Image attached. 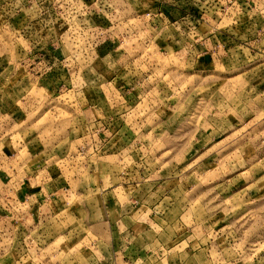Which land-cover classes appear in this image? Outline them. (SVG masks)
Listing matches in <instances>:
<instances>
[{"label": "rangeland", "instance_id": "374dc122", "mask_svg": "<svg viewBox=\"0 0 264 264\" xmlns=\"http://www.w3.org/2000/svg\"><path fill=\"white\" fill-rule=\"evenodd\" d=\"M9 2L0 264H97L99 191L114 187L143 225L164 216L122 221L133 242L163 243L151 264H264V0ZM50 160L68 182L38 208L28 189L50 181L36 167Z\"/></svg>", "mask_w": 264, "mask_h": 264}, {"label": "crops", "instance_id": "0c3cea01", "mask_svg": "<svg viewBox=\"0 0 264 264\" xmlns=\"http://www.w3.org/2000/svg\"><path fill=\"white\" fill-rule=\"evenodd\" d=\"M197 6H195L196 8ZM203 6L198 7V13H202L205 12L206 14H208L210 12H214L211 11V8H207L205 7V10L202 9ZM169 9L180 13V14H185L187 20V14L184 11V8H182L180 6V8H175V7H168ZM197 9V8H196ZM194 12V11H192ZM178 20H181V18H179ZM173 23H178L177 20L173 21ZM182 23V22H181ZM172 24V23H171ZM25 105V109H29L30 105L24 104ZM22 106H19V110L21 112H25L26 110L24 108H21ZM93 107L91 104L89 105V109H93ZM97 110V109H96ZM95 110V111H96ZM92 121L89 119V125ZM93 124H97L100 125L101 121H97L94 122ZM101 130V129H100ZM100 130H97L96 132H93L92 134H90L89 136L93 138V140H95L96 136L98 137V140H100L101 137V133ZM89 133L91 132L90 130L88 131ZM102 133H104L103 135H106L105 131H102ZM85 139V138H84ZM80 140V139H79ZM90 140V139H89ZM85 141V140H84ZM87 141V140H86ZM85 143L83 142L84 145L88 146V142ZM100 142V141H99ZM98 142V148L97 151H94V155H97V157L99 158L101 155V153L106 152L103 148L104 146H101V142ZM97 145V143L95 144ZM89 148H87L86 150V154L88 152ZM90 155V154H88ZM93 156V155H91ZM50 164V165H49ZM39 165V164H38ZM36 165V167L39 169V167L41 169H43L45 171V173L49 174V177L46 178L48 180H50L49 182H44L45 180H41L40 184L41 187H39L38 185L36 186L35 189H28L31 193L32 191L36 190L37 197H38V202H39V206L38 208L42 207L45 203H52V205H57L58 204V196H55L56 192H59L60 187H62L61 184H63V181L68 182V178L64 177L63 173H58V171H60L58 164L56 161H49L48 164L44 165L43 163L40 164V166ZM122 168V167H121ZM42 171V170H41ZM44 173V174H45ZM130 175V172H125V174L123 175ZM61 175H63V178H61ZM122 178V176H121ZM128 179L130 180V177H128ZM133 180V179H131ZM66 182V183H67ZM122 182H126V180L124 179ZM21 185V184H20ZM113 185H111L110 187H112ZM127 186L130 185H125V189ZM118 187H114V189H110L108 192H113V196H111L109 199L107 197H104L103 195L106 192L107 188H102L99 191L100 194V208L101 209L99 211V216L97 215V222L95 223L97 226V232L94 235L95 241H92L89 248H93L94 250L97 248L99 249V253H100V258H98V263L97 264H104L105 262H108L109 264H151V262H153V259L150 258L151 256L155 257V253L156 251H158L160 248H164L163 247V243L158 242L156 239H146V241L144 240L142 243L140 241H134L133 239L136 238V233L134 228L132 227L133 224L134 225H140L143 228H147V227H158L159 229H161V227H159V223L164 222L162 220V217L164 216H159V215H150L152 218H149L148 216V224L143 225L141 222H138L139 220H137L136 216L134 215V213L131 212L130 209L128 210H124L123 206H122V202H121V197L118 194ZM32 190V191H31ZM105 191V192H103ZM103 192V193H101ZM124 192V191H123ZM50 194V195H49ZM54 194V195H52ZM124 196L128 199V196L126 195V193L124 192ZM59 195V194H56ZM50 196V197H49ZM48 198H51L50 202H46V200ZM134 201L135 204H137L135 201H138L136 198L132 199ZM112 209L114 211V213H112ZM126 218H128V220H132L135 219L136 221H134V223L130 226H125V227H121L122 225V221L125 220ZM144 226V227H143ZM91 227V225L89 226ZM165 228V227H164ZM144 231H148V230H144ZM128 236L130 237V240L127 239ZM159 236V235H158ZM89 242L91 241V238L87 239ZM156 240V241H155ZM155 242H157L155 244ZM94 245V246H91ZM157 246V248H156ZM158 258L162 261V257L158 256ZM126 259V260H125ZM149 259L150 262L147 260ZM147 261V263H145L144 261ZM159 260V261H160ZM158 261V262H159ZM171 262V261H170ZM169 263V262H167ZM172 264V263H170Z\"/></svg>", "mask_w": 264, "mask_h": 264}, {"label": "built area", "instance_id": "2783aa9c", "mask_svg": "<svg viewBox=\"0 0 264 264\" xmlns=\"http://www.w3.org/2000/svg\"><path fill=\"white\" fill-rule=\"evenodd\" d=\"M7 4L10 6H41L42 2H40V0H10V2L6 3V5ZM42 56H45V54H43Z\"/></svg>", "mask_w": 264, "mask_h": 264}]
</instances>
